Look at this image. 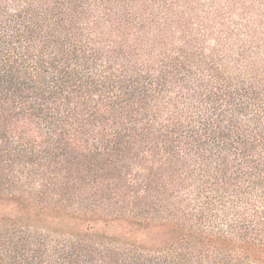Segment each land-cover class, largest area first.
Returning <instances> with one entry per match:
<instances>
[{"label":"trees","instance_id":"1","mask_svg":"<svg viewBox=\"0 0 264 264\" xmlns=\"http://www.w3.org/2000/svg\"><path fill=\"white\" fill-rule=\"evenodd\" d=\"M0 264H264V0H0Z\"/></svg>","mask_w":264,"mask_h":264}]
</instances>
